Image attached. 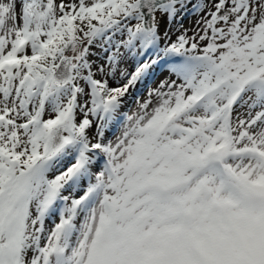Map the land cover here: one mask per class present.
Returning a JSON list of instances; mask_svg holds the SVG:
<instances>
[{"label": "snow or ice", "instance_id": "snow-or-ice-1", "mask_svg": "<svg viewBox=\"0 0 264 264\" xmlns=\"http://www.w3.org/2000/svg\"><path fill=\"white\" fill-rule=\"evenodd\" d=\"M0 264H264V0H0Z\"/></svg>", "mask_w": 264, "mask_h": 264}, {"label": "rangeland", "instance_id": "rangeland-1", "mask_svg": "<svg viewBox=\"0 0 264 264\" xmlns=\"http://www.w3.org/2000/svg\"><path fill=\"white\" fill-rule=\"evenodd\" d=\"M4 2H7V0H4ZM196 2H199V0H193V3ZM17 7H19V0H17ZM201 15H203V13L198 14L197 12L193 11L191 5H189V7L184 11L178 13L175 18L162 16L158 13L157 16L159 19L160 32L162 35L167 32L172 37V39H175L176 36L185 29H188L189 35H191L192 30L196 29L197 21L199 20ZM93 23L98 24L97 21H93ZM119 39H121L119 35L113 38L112 43H108L106 38L96 39L89 48V61L94 65L104 64L105 66H107V57L115 51V43ZM161 43L163 44V41H161ZM120 53L122 54V63L119 66L121 70L132 71L134 70V67L137 63L143 62V60L148 59L147 56H142L139 52H129L123 48L120 49ZM167 75L168 72L166 64H160L153 67L149 71L148 75L143 79V81L138 84L137 88L125 98V108H123L121 111L127 112L129 114L135 111L138 102L143 101L146 98L149 89L157 87L161 79L163 80ZM237 111L241 113L245 112L246 106H237ZM45 118H49V113H46ZM81 118L82 117L78 114L77 119ZM123 123L124 121L122 119H118V121L113 122L110 130L106 133V139L115 142L116 138L121 135V132L123 130ZM94 133L95 125L93 126V129L90 130L89 134L94 135ZM71 162L74 161L69 158L68 160H65L64 163L65 165H67ZM103 163L104 161L100 160L97 165L93 166V172L99 170ZM92 182H94V179ZM87 183L88 180L86 178L81 181L79 186L80 191L76 193L77 196L83 193V190L87 187ZM54 222H58V217L49 219L46 223L50 228Z\"/></svg>", "mask_w": 264, "mask_h": 264}, {"label": "bare ground", "instance_id": "bare-ground-1", "mask_svg": "<svg viewBox=\"0 0 264 264\" xmlns=\"http://www.w3.org/2000/svg\"><path fill=\"white\" fill-rule=\"evenodd\" d=\"M157 77V76H156ZM156 79V78H155ZM162 80V79H161ZM150 81V80H149ZM154 82V81H153ZM156 85V84H155ZM143 88V87H142ZM141 91V90H140ZM139 96V95H138ZM133 97V96H132ZM131 100V99H130Z\"/></svg>", "mask_w": 264, "mask_h": 264}]
</instances>
